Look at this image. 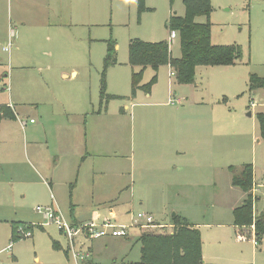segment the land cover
<instances>
[{
  "label": "rangeland",
  "instance_id": "obj_1",
  "mask_svg": "<svg viewBox=\"0 0 264 264\" xmlns=\"http://www.w3.org/2000/svg\"><path fill=\"white\" fill-rule=\"evenodd\" d=\"M211 4L212 42L238 46L241 55L236 63L199 66L192 84L180 83L169 65L157 70L149 66L141 84L154 76L157 82L139 97L133 95V73L140 68L131 64V43L167 41L172 56L180 58V36L176 32L177 38L172 39L167 25L172 16H185L183 0H146L143 12L139 0H0V264L136 263L142 256L143 232L174 229L133 228L128 237L79 235L74 247L57 225L47 222L36 208L50 205L53 196L62 206L56 209L70 221L76 193V181L69 174L77 150L62 151L65 136L58 130L66 123L68 139L75 134L82 146L94 142L100 154L81 168L84 201L91 197L93 180L86 170L105 168L110 172L103 176L105 182L126 184L128 170L142 167L141 137L151 141L160 133L167 132L169 139L179 134L175 150L185 152L183 134L204 135L207 143L200 149L205 155L192 164L188 181L177 184L179 196L170 190L167 205L155 200L157 217L149 211L152 204L136 203L130 213H117L115 222L130 225L134 216L145 213L160 224H170L173 213L182 214L201 234L202 264H264V238L258 245L239 239L234 211L248 194L233 184L234 172L241 175L248 164L254 167L256 184H264L260 119L264 88L251 84L253 75L264 77V0H211ZM206 20L199 17V22ZM155 85L160 97H146ZM168 100L174 108L158 104ZM194 101L202 104L189 103ZM8 106L16 119L6 114ZM177 107H185L183 116L189 122L160 129L164 117L174 118L171 109ZM214 117L216 147L211 146ZM60 155L62 163L55 167ZM181 155L175 159L178 165L186 159V153ZM80 167L81 161L74 163L72 177ZM96 177L98 184L102 176ZM51 178L53 190L47 183ZM256 194L261 196L253 205L257 216L264 210V188L256 187ZM125 196L128 192L116 198ZM19 221L31 226V235L12 242L11 224ZM24 226L18 227L20 236ZM252 231L255 228L247 227L242 232ZM75 252L89 258L77 259Z\"/></svg>",
  "mask_w": 264,
  "mask_h": 264
},
{
  "label": "trees",
  "instance_id": "obj_2",
  "mask_svg": "<svg viewBox=\"0 0 264 264\" xmlns=\"http://www.w3.org/2000/svg\"><path fill=\"white\" fill-rule=\"evenodd\" d=\"M186 7L184 17L172 16L170 23L171 33L178 32L180 36L181 57L174 58L170 43L167 41L148 43L135 39L131 43V64L139 67V72L133 73V95L138 90L149 93L152 86L157 82L154 76L149 83L141 84L143 73L149 66L157 70L161 65H169L175 72L177 80L183 84H192L199 66L230 65L236 63L241 52L238 46L216 45L212 42L211 23L209 17L212 13L211 0H183ZM139 10H146V0H139ZM207 18L206 22H199V17ZM111 56L115 50L112 46ZM113 54V55H112ZM115 59H113V62ZM252 88H264V77L253 75L251 78ZM5 111L6 109H1ZM12 119L16 114L11 106L6 111ZM261 129L264 134V114L261 116ZM234 172V171H233ZM254 167L248 164L244 167L241 175L234 172L233 184L239 186L248 194L241 207L235 209L234 224L240 230L239 239L257 240V245L264 238V210L259 215H253L252 190L255 185ZM173 230L168 233L143 232L139 237L142 247L141 260L136 263L123 262L122 264H202L203 242L199 230L192 225L187 218L176 214L172 218ZM30 230L26 223L14 222L12 240H19L18 227ZM252 226L255 231L249 234L242 231ZM255 232V235H254Z\"/></svg>",
  "mask_w": 264,
  "mask_h": 264
},
{
  "label": "crops",
  "instance_id": "obj_3",
  "mask_svg": "<svg viewBox=\"0 0 264 264\" xmlns=\"http://www.w3.org/2000/svg\"><path fill=\"white\" fill-rule=\"evenodd\" d=\"M175 38H177V33H176ZM172 71L173 70L170 67L169 72H172ZM73 73L75 74L76 72L73 71ZM155 86L153 87L152 92L146 97H149L150 99L153 97L155 98L160 97L159 90L157 89L159 85L156 87ZM163 89L166 91V94H167V89L164 86H163ZM170 89L171 87L169 85V89H168L169 93H170ZM142 91L143 90H139L137 92V96L139 97L142 96L141 95ZM182 101H183V98L182 97L179 98V104H182L183 103ZM149 102L152 103V101H149ZM169 102L170 101L168 100L167 102L166 101L158 102V104H161L162 107L174 108L173 105H170L171 102L170 103ZM189 103L195 104L196 107L198 106V104H202V103H199L198 101L189 102ZM200 106L201 105H199L198 108H200ZM184 108L185 107H177L175 110L171 109V115L174 114L175 115L174 118L170 116L164 117L165 119L164 123L158 125V127H160V129H163L166 126H168V124L171 125L172 123H178L181 125V124H185L189 122L188 120L189 117L183 116ZM198 112L200 114L201 113L205 114V112H203L201 109H199ZM203 122L205 123L206 121L203 120ZM68 125L69 124L66 123L64 124V126L62 125L61 129H58V130L64 134L63 136H65L63 137L62 142H61L62 151L70 147H75V150H77L76 154L73 155L74 156L73 158H75V160H72L73 164L70 167L72 169L69 174V176H71L70 180L75 179L76 181V193L73 199V204H72L73 207L70 209V214L68 215L69 217L67 216L70 222H72L73 224L87 223V222L94 221V220L100 222V221H103V219H105L106 217H111L113 219H116L117 213L118 214L130 213V211H132V207L136 203H139L140 206H143L146 203L153 205V202L157 201L160 204L167 205V203L171 202L167 199V198H171L168 196V193L170 192V190L175 191L174 197L179 196V193H177V191L179 190V188L176 187L177 184H182L188 181L190 174L192 172V166H193L192 164L195 163L197 158L201 159V157L205 155L202 152L203 150L200 149L201 146L205 147L207 143L205 141L204 135L199 134L193 137L188 134H183V143L186 142L187 144L186 146L187 150L185 152H184V149L182 150V149L177 148V150H175V145L177 144V141L175 140L180 139L182 137L179 134H177L178 136L174 135L169 139L170 135H167V132L165 131L166 133L164 134L160 133L159 135L160 137H157V139H151V141L150 139L149 140L147 139L148 137L147 138L141 137V149H140L139 155L141 157L142 167H140V165L139 167H136L134 165L132 166L130 170H128L127 177L130 178V180L128 179V182L126 184H121L120 181H114L111 183L105 182L103 179V176H106L108 173H110L105 168H100L98 170L97 169L86 170L85 175L87 176V174L91 173L93 180L91 181V186L88 192L89 196L91 197L90 199L84 201V199H82L83 195L81 193L86 190V184L84 182L83 183L79 182L80 180H82V174H83V171L81 168L87 162H89L92 158L100 154L99 152L95 151L94 142L89 143L87 141V143L85 142V145L82 146V144L80 143L79 136L76 137L75 134L68 139L66 135V131H69V130L68 128L65 127ZM210 128L212 129L211 146L216 147L217 124L215 122V117H214L213 122H211L210 124ZM100 141H103L102 138ZM193 148L197 149V151H194ZM185 153H186L185 161L181 159V162H180L181 164L180 165L176 164L175 163L176 157L182 156L181 154H185ZM62 157L63 156L61 155L57 156L58 162L56 163L55 167L59 166L62 163V160H61ZM78 161H81V167L80 169H78L76 178H74L72 177L73 167H74V163H77ZM68 164H69V161L66 160V165ZM97 174H100L102 176L98 184L95 183ZM47 183H48L49 188L53 190L55 187L53 179L51 178V181ZM258 186L264 188V184L262 183L256 184L255 182V187H258ZM158 191H161V192H158ZM126 192H128V196H125L123 200H119V198H116L118 195L119 196L125 195ZM128 197H130V199H128ZM258 200H261V196H258L257 201ZM50 205H53L55 209L58 208L61 210L62 208L61 204L56 199H54L53 196H52V202ZM128 206H130V208H127ZM149 211L153 212L156 217L158 214H160V211L157 210L156 206H154V208H150ZM180 215L187 218L185 215H182V214ZM173 217L174 215H172V218ZM19 222L25 223L23 221H19ZM156 223L160 224L159 222H156ZM12 225L13 224H11V241L15 242L16 240H12L13 238ZM160 225H163L169 228H172L174 226L172 221L170 224H160Z\"/></svg>",
  "mask_w": 264,
  "mask_h": 264
},
{
  "label": "built area",
  "instance_id": "obj_4",
  "mask_svg": "<svg viewBox=\"0 0 264 264\" xmlns=\"http://www.w3.org/2000/svg\"><path fill=\"white\" fill-rule=\"evenodd\" d=\"M176 37V32L171 33V38ZM172 75H175V72H171ZM33 122V120H32ZM253 195V205L255 204L258 199V195L256 194V187L254 185L252 190ZM36 211L42 214L45 220L49 223H53L57 225L58 229L63 232L72 242L73 246L75 247L76 238L79 235H85L89 239L95 238H105V237H128L130 235V230L133 228H140L142 230L154 228V227H161L164 228L165 226L157 224L154 220L152 215L139 213L137 216L132 218V222L130 225L126 224H118L115 222L116 219L113 218H106L103 221H90L87 223L81 224H73L72 222L66 220L64 215L59 212L53 205L41 207L38 206ZM255 228L254 226H252ZM19 233V229H18ZM21 237L30 236L31 232L28 229L20 228ZM255 235V234H254ZM252 241L255 242L257 245V240L254 236ZM75 258L77 259H84L86 260L89 258L88 255H81L78 252L74 253Z\"/></svg>",
  "mask_w": 264,
  "mask_h": 264
},
{
  "label": "water",
  "instance_id": "obj_5",
  "mask_svg": "<svg viewBox=\"0 0 264 264\" xmlns=\"http://www.w3.org/2000/svg\"><path fill=\"white\" fill-rule=\"evenodd\" d=\"M249 115H251V113H249ZM173 215L175 216V215H176V213H173Z\"/></svg>",
  "mask_w": 264,
  "mask_h": 264
}]
</instances>
